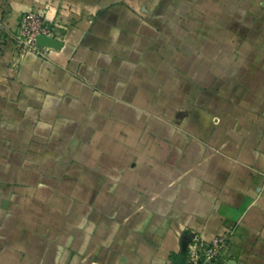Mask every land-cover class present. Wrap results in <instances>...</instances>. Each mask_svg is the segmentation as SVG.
<instances>
[{
  "label": "crops",
  "instance_id": "crops-1",
  "mask_svg": "<svg viewBox=\"0 0 264 264\" xmlns=\"http://www.w3.org/2000/svg\"><path fill=\"white\" fill-rule=\"evenodd\" d=\"M28 11L60 48L19 51ZM264 264V0H0V264Z\"/></svg>",
  "mask_w": 264,
  "mask_h": 264
},
{
  "label": "built area",
  "instance_id": "built-area-1",
  "mask_svg": "<svg viewBox=\"0 0 264 264\" xmlns=\"http://www.w3.org/2000/svg\"><path fill=\"white\" fill-rule=\"evenodd\" d=\"M19 32L15 36L17 50H39L37 37L40 34L54 36L55 26L43 14L28 11L19 19ZM236 226L229 227L211 240L198 238L186 251L185 264H230L227 257Z\"/></svg>",
  "mask_w": 264,
  "mask_h": 264
},
{
  "label": "water",
  "instance_id": "water-1",
  "mask_svg": "<svg viewBox=\"0 0 264 264\" xmlns=\"http://www.w3.org/2000/svg\"><path fill=\"white\" fill-rule=\"evenodd\" d=\"M37 46L38 47H44V46H50L54 48H60L62 45V42L57 40L54 36H49L45 34H40L37 37Z\"/></svg>",
  "mask_w": 264,
  "mask_h": 264
}]
</instances>
